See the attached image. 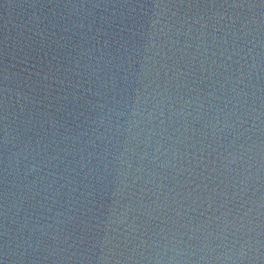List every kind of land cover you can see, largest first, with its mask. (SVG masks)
Wrapping results in <instances>:
<instances>
[{"label":"water","instance_id":"95a60500","mask_svg":"<svg viewBox=\"0 0 264 264\" xmlns=\"http://www.w3.org/2000/svg\"><path fill=\"white\" fill-rule=\"evenodd\" d=\"M0 264H264V0H0Z\"/></svg>","mask_w":264,"mask_h":264}]
</instances>
